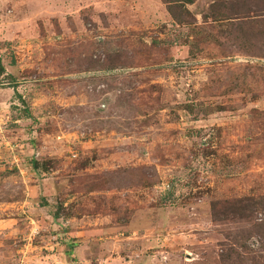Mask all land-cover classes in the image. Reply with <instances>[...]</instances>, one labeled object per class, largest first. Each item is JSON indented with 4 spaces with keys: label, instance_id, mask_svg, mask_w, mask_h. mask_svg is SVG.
I'll use <instances>...</instances> for the list:
<instances>
[{
    "label": "rangeland",
    "instance_id": "1",
    "mask_svg": "<svg viewBox=\"0 0 264 264\" xmlns=\"http://www.w3.org/2000/svg\"><path fill=\"white\" fill-rule=\"evenodd\" d=\"M232 2L0 0V264H264V1Z\"/></svg>",
    "mask_w": 264,
    "mask_h": 264
},
{
    "label": "trees",
    "instance_id": "2",
    "mask_svg": "<svg viewBox=\"0 0 264 264\" xmlns=\"http://www.w3.org/2000/svg\"><path fill=\"white\" fill-rule=\"evenodd\" d=\"M165 5L167 6V9L172 16V18L180 23L187 22L186 20H183V18L189 16V12L184 7L183 2L190 3L192 0H161ZM234 2L232 9L233 11L237 12L236 14H240L243 8L247 5L248 0H232ZM244 1H246L244 3ZM264 1V0H262ZM264 21V20H263ZM257 22V21H252ZM242 23H249L243 20ZM258 227H261V225H258ZM232 254H234V248H231L227 250L225 254H223L220 258L221 262L223 264H236L234 260H232ZM239 257V254L237 255Z\"/></svg>",
    "mask_w": 264,
    "mask_h": 264
}]
</instances>
